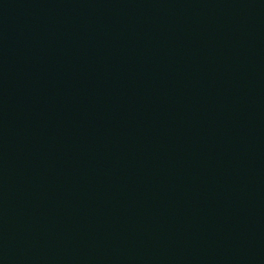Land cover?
Segmentation results:
<instances>
[{
    "label": "water",
    "instance_id": "water-1",
    "mask_svg": "<svg viewBox=\"0 0 264 264\" xmlns=\"http://www.w3.org/2000/svg\"><path fill=\"white\" fill-rule=\"evenodd\" d=\"M0 264H264V0H0Z\"/></svg>",
    "mask_w": 264,
    "mask_h": 264
}]
</instances>
